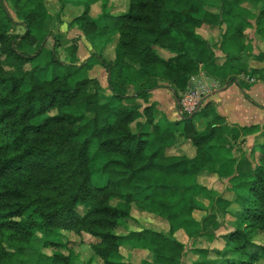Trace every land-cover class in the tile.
<instances>
[{
	"label": "trees",
	"instance_id": "1",
	"mask_svg": "<svg viewBox=\"0 0 264 264\" xmlns=\"http://www.w3.org/2000/svg\"><path fill=\"white\" fill-rule=\"evenodd\" d=\"M3 1L0 264H73L69 249L59 252L68 243L57 240L60 230L94 239L90 248L102 264H182L189 253L199 259L188 264H264V243L254 240L264 234V125L261 142L250 151L253 165L240 172L223 136V118L211 105H204L202 116L209 120L198 131L187 116L164 125V114L149 102L151 92L164 86L178 99L202 69L221 84H240V75L264 81V69L250 67L244 57L247 28L254 25L264 41V0H128L120 12L109 0H73L83 9L67 26L79 29L93 52L78 62L73 38L69 63L58 57L63 35L50 25L45 0H9L14 16ZM95 3L100 10L93 15ZM201 28L217 32L221 56ZM249 57L264 60V49H251ZM6 60L18 71L6 72ZM95 63L106 71V87L88 74ZM178 137L194 148L192 156L171 152ZM202 172L229 177L234 196L225 201L238 206L222 249L196 245L202 237L215 238L221 226L215 207L227 211L213 202L222 194L199 182ZM198 196L210 199L208 209ZM132 206L164 220L167 233L127 229ZM196 209L207 210L201 220L192 216ZM182 229L194 237L188 248L176 236ZM123 246L151 257L123 260Z\"/></svg>",
	"mask_w": 264,
	"mask_h": 264
},
{
	"label": "rangeland",
	"instance_id": "2",
	"mask_svg": "<svg viewBox=\"0 0 264 264\" xmlns=\"http://www.w3.org/2000/svg\"><path fill=\"white\" fill-rule=\"evenodd\" d=\"M211 2H214L216 0H209ZM109 2L112 4V11L114 12H120V11H124L127 7L128 4V0H109ZM76 3L73 0H66L64 3H62L63 5H61L57 0H45V4L47 6V9L50 13V15L53 16V18L50 21V25L53 27H55V32L60 31V28H62V30L64 31V33H67V31L65 30V25H63L62 27L60 25L62 21V19H66V21H69V19L73 16H75L76 14H78V12H80V10L82 11L83 9V4L82 3ZM3 5H5V7L10 11V13L14 16V7L12 5V3L9 0H4L3 1ZM263 6V4L261 2L258 3V8L260 9ZM82 7V8H81ZM99 5L97 3L93 4L92 9H91V13L93 15H96L99 13ZM58 15V18H57ZM64 17V18H62ZM59 19V20H58ZM68 23V22H67ZM14 31L16 33H22L23 32V28L21 26H15L14 27ZM69 32V31H68ZM246 33V40H245V54L244 57H246L247 59H251L249 57L251 49L252 51L256 50H263L264 49V41L259 40V38L256 36L255 34V26L253 25L252 28H247L245 30ZM211 37V36H209ZM74 38L73 33L70 34V36L67 38L62 37L59 39V46L57 47L56 51L58 53V57L61 61L65 62V63H69V62H73V55H71V51L72 48L71 46H73V41L72 39ZM212 38H215V36L212 35ZM211 38H209L210 40ZM50 40V39H49ZM218 38L216 40H210V42H218ZM218 44L215 47V50H218ZM111 51V48L110 50ZM78 59V58H77ZM79 62V59H78ZM4 68L5 71L8 73H12V72H17L19 67L18 65L11 61V60H6L4 63ZM244 75H240L239 77V81L241 84V88H247L248 86L243 82V80H247L245 78H243ZM249 81L255 80L254 78H250L248 79ZM237 83V81H236ZM238 84V85H240ZM202 111H204V105H202L199 110L197 112L194 113V120L198 119L202 116ZM183 137H178L177 141L175 142L176 145L175 147L172 148L171 152H177L180 151L178 149V146H181L183 144H188L189 146H186V151L185 153L188 154V147H191V144L188 141L182 142ZM255 144V143H254ZM253 144V145H254ZM240 149L243 151L242 146H239ZM253 148H257L256 145L253 146ZM182 151V150H181ZM183 152V151H182ZM236 152V151H235ZM236 155H239V152H236ZM248 156V155H246ZM247 159V157H246ZM251 159V156H250ZM248 160V159H247ZM100 163V160L96 159L94 161L91 162V168H92V175L94 177V179L97 178V170L96 168L98 167ZM253 165V162H252ZM200 181L210 187H214L217 189V191H219L220 193H217L218 196L219 194H222L223 197H218L216 198L214 202L215 205L219 204L221 207L225 206L227 211L221 212L220 210H217L218 208L215 207V211H216V219L217 222H219V224L221 225L217 230H215L214 232V239H208L207 237H202L199 240H196V245L198 246H207L210 250L212 249H222L224 247V240L222 238V235L227 233L228 231H231L234 227H235V213L238 210V206L235 203H226L225 200L231 201L233 199V192L228 190V186L224 185L223 182H218L216 180H207L205 178L200 179ZM200 182V183H201ZM228 187V188H227ZM217 194L215 196H217ZM214 196V197H215ZM197 199L205 206L209 207V203H210V199L207 197H203V196H198ZM204 212H207V210H201V209H196L192 212V216L193 218H195L196 220H201V218L204 215ZM131 214L133 219H126L125 220V224L127 226V229H136L139 227H144V228H151V229H155V230H160L163 231L165 233H167L168 227H167V223L162 220L161 218H158L152 214L146 213L144 211H141L139 209H137L135 206H132V210H131ZM190 230L186 231V229H182L180 231H178L176 233V236L181 239L186 248H188L190 245H192L193 241H194V237L191 236L188 232ZM57 240L60 242H68L67 243V249L65 248H60L59 252L63 253V254H67L68 253V249L70 250L71 255L73 256V264H102V261L99 257L95 256L90 248V243L92 241H94V239H92L89 235L87 234H76L74 231H70V230H60L57 234ZM254 240L258 243H264V234H258L254 237ZM44 251L48 254H50L52 252V250L50 248H46L44 249ZM121 254L123 255V260H129L133 263H139L142 259H149L151 256L148 253V251L145 250H134L131 249L127 246H123L121 248ZM188 258L185 257L184 261L182 262V264H188L191 260H195V259H199L196 255L193 254H187ZM209 257L212 258L214 257L213 252H210ZM44 264H52L50 260H47L44 262ZM257 264H263L262 261L258 262Z\"/></svg>",
	"mask_w": 264,
	"mask_h": 264
},
{
	"label": "crops",
	"instance_id": "3",
	"mask_svg": "<svg viewBox=\"0 0 264 264\" xmlns=\"http://www.w3.org/2000/svg\"><path fill=\"white\" fill-rule=\"evenodd\" d=\"M80 12H78V14ZM73 17H71L69 21ZM69 21H66V19H62V25L60 26L62 27L63 25H65V30L67 31V33H64L62 28H60L59 33L65 38H68L70 34L73 33L74 38L77 39V50L75 55L79 59V62H82L89 58V56L93 52V49L79 29L67 26V22ZM198 32L207 39L211 38L210 40H216L218 38V35L215 36V38H212V35H215L217 32L214 34V31L206 28L198 29ZM160 52L164 56H168L166 52L162 53V50ZM215 52L218 56L222 55L219 49L215 50ZM252 53L257 54L258 51L256 52V50H253ZM248 64L253 68L264 69V60L259 61L255 59H249ZM200 71H203V69ZM88 74L92 77L98 78L103 87L107 86L106 71L98 63L93 64L91 69L88 71ZM206 76L208 77V80L217 81L208 75ZM243 82L248 86L247 88L242 89V86L238 85L236 81H230L225 84L219 83L220 87L210 93L203 102V105H205L206 103L211 105L215 109L216 113L223 118V121L221 123V125L224 127L223 136L232 143L231 152L236 159V162L234 163L235 171L237 170L240 172L248 171L252 166L250 151L254 145L257 146V144L261 142V133L264 125V81L256 79L252 81L243 80ZM149 102L155 103L157 109L164 114V125L181 119L178 108V100L175 96V90L173 88L164 86L154 89L151 92ZM192 116L193 117H191L190 119H193V124L196 130L203 131L207 127L209 118L201 116L200 118L194 120V114ZM243 128H249V130L244 131ZM233 134H236V140L232 139ZM186 146L189 145L187 143L183 144L181 146H178V149L180 148L185 153ZM239 146H242L243 151ZM235 151L237 153L239 152V155H236ZM188 152L189 153L187 155L192 156L194 154V148L188 147ZM246 157L248 160L246 159ZM202 178L223 182L224 185L230 187L229 177H223L220 179L215 174H207L206 172H202L198 176L199 182H201L200 179ZM207 187L214 189L217 193H220L214 187Z\"/></svg>",
	"mask_w": 264,
	"mask_h": 264
},
{
	"label": "built area",
	"instance_id": "4",
	"mask_svg": "<svg viewBox=\"0 0 264 264\" xmlns=\"http://www.w3.org/2000/svg\"><path fill=\"white\" fill-rule=\"evenodd\" d=\"M243 78L249 79L248 76H243ZM219 87V82L208 80V77L203 71L191 75L190 86L177 99L181 118L189 116L195 111L197 112L203 105L205 98Z\"/></svg>",
	"mask_w": 264,
	"mask_h": 264
},
{
	"label": "water",
	"instance_id": "5",
	"mask_svg": "<svg viewBox=\"0 0 264 264\" xmlns=\"http://www.w3.org/2000/svg\"><path fill=\"white\" fill-rule=\"evenodd\" d=\"M195 112H196V111H195ZM195 112H194V113H195ZM194 113H193V114H194ZM193 114L187 116V119H190V118L192 117Z\"/></svg>",
	"mask_w": 264,
	"mask_h": 264
}]
</instances>
